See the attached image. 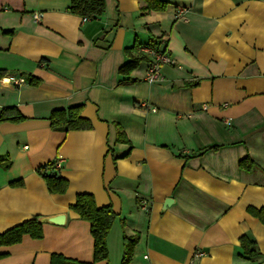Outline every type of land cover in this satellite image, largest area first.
<instances>
[{"label":"crops","instance_id":"0c3cea01","mask_svg":"<svg viewBox=\"0 0 264 264\" xmlns=\"http://www.w3.org/2000/svg\"><path fill=\"white\" fill-rule=\"evenodd\" d=\"M163 1L144 13V0H107L90 20L72 0H0V112L27 118L0 122V234L65 216L2 248L0 264H122L125 236L139 237L131 264H264L250 212L264 209V0ZM137 43L173 58L160 82L146 80L153 63L120 74ZM76 106L92 128L54 131L53 111ZM50 163L64 195L38 174ZM82 193L118 215L107 261L94 263L90 223L71 209ZM244 236L261 258L242 256Z\"/></svg>","mask_w":264,"mask_h":264},{"label":"trees","instance_id":"16d2710c","mask_svg":"<svg viewBox=\"0 0 264 264\" xmlns=\"http://www.w3.org/2000/svg\"><path fill=\"white\" fill-rule=\"evenodd\" d=\"M146 7L144 13L150 11H165L168 3L163 0H144ZM107 9V0H72L70 12L81 18L96 20L101 17ZM4 34H9L5 32ZM154 46L156 40H154ZM166 49L164 50V52ZM128 62L121 68L120 74L122 76H129L136 71L142 63H153V57L145 51V48L137 43L134 47L126 50ZM4 70H0V77L4 76ZM37 81H39L37 79ZM30 85L38 86L39 82H35V78L30 79ZM83 106L71 107L68 110L60 109L53 111L50 117L51 127L57 132H70L89 130L92 125L89 120L82 117ZM27 120L22 112L17 107H10L2 109L0 112L1 123H21ZM118 141L128 142L125 134L118 131ZM254 162L251 159L245 160L240 165L242 169H250L254 167ZM38 174L42 175L46 181L48 191L50 194L64 195L69 189V181L60 176L59 171L56 169V163H50L44 167L39 168ZM15 185V184H14ZM76 203L71 206V209L80 216V219L90 223L91 234L94 241V263L107 261L109 259L108 250V237L114 224L118 219V215L113 210L112 206H105L99 208L96 205L95 198L91 194H78ZM250 212L264 224V209L256 210L250 209ZM40 217L27 220L10 230L0 234V260L5 258L6 255L1 252L4 247H10L22 243L25 236H30L35 240H42L44 238L43 223ZM124 256L122 264H131L134 258L135 248L138 245V236H125L124 237ZM255 241L249 237L244 236L241 239V248L243 250V257L250 260L261 258L262 255L257 248ZM52 264H82L64 258V256L54 255Z\"/></svg>","mask_w":264,"mask_h":264},{"label":"built area","instance_id":"2783aa9c","mask_svg":"<svg viewBox=\"0 0 264 264\" xmlns=\"http://www.w3.org/2000/svg\"><path fill=\"white\" fill-rule=\"evenodd\" d=\"M145 51L153 57L152 59H154L151 70L148 73L146 80L149 83H158L162 80L160 73L161 68L165 65H174L175 62L173 58H171L170 55L167 54L166 51H159L153 47H150ZM226 125L231 126V122H227ZM202 255V253L197 252L196 257L200 258Z\"/></svg>","mask_w":264,"mask_h":264},{"label":"water","instance_id":"95a60500","mask_svg":"<svg viewBox=\"0 0 264 264\" xmlns=\"http://www.w3.org/2000/svg\"><path fill=\"white\" fill-rule=\"evenodd\" d=\"M40 221L42 223L63 225L65 221V216L62 215V216H57V217L41 218Z\"/></svg>","mask_w":264,"mask_h":264}]
</instances>
